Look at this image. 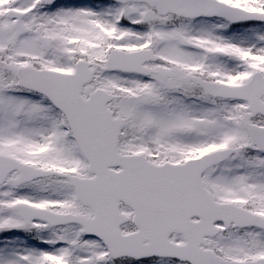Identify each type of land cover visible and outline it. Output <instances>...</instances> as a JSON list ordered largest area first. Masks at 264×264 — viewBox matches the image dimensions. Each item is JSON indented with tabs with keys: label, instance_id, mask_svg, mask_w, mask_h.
<instances>
[{
	"label": "snow or ice",
	"instance_id": "1",
	"mask_svg": "<svg viewBox=\"0 0 264 264\" xmlns=\"http://www.w3.org/2000/svg\"><path fill=\"white\" fill-rule=\"evenodd\" d=\"M0 264H264V0H0Z\"/></svg>",
	"mask_w": 264,
	"mask_h": 264
}]
</instances>
